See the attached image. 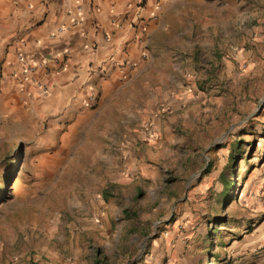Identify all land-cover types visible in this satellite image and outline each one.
<instances>
[{
    "label": "rangeland",
    "instance_id": "rangeland-1",
    "mask_svg": "<svg viewBox=\"0 0 264 264\" xmlns=\"http://www.w3.org/2000/svg\"><path fill=\"white\" fill-rule=\"evenodd\" d=\"M203 6L160 45L174 96L144 78L59 117L0 59V264H264V0Z\"/></svg>",
    "mask_w": 264,
    "mask_h": 264
},
{
    "label": "crops",
    "instance_id": "crops-1",
    "mask_svg": "<svg viewBox=\"0 0 264 264\" xmlns=\"http://www.w3.org/2000/svg\"><path fill=\"white\" fill-rule=\"evenodd\" d=\"M205 1L0 0L3 94L19 89L32 108L67 118L91 112L94 92L99 110L144 78H156L164 96H174L181 71L177 54L169 57L160 45L172 37V18L203 12ZM19 53L39 65L24 82L16 78ZM58 54L66 57L59 71L53 63ZM154 61L169 65L158 71ZM147 92L159 100L156 90Z\"/></svg>",
    "mask_w": 264,
    "mask_h": 264
},
{
    "label": "built area",
    "instance_id": "built-area-1",
    "mask_svg": "<svg viewBox=\"0 0 264 264\" xmlns=\"http://www.w3.org/2000/svg\"><path fill=\"white\" fill-rule=\"evenodd\" d=\"M18 59L20 64V67L17 72L18 79H20L21 82L31 79L33 77V73L37 70L39 65L37 64L36 61L28 58V56L24 53H19ZM53 63L55 66V70L57 71L65 67L66 65L65 54H58L53 59ZM43 64L47 65V62L44 61Z\"/></svg>",
    "mask_w": 264,
    "mask_h": 264
},
{
    "label": "bare ground",
    "instance_id": "bare-ground-1",
    "mask_svg": "<svg viewBox=\"0 0 264 264\" xmlns=\"http://www.w3.org/2000/svg\"><path fill=\"white\" fill-rule=\"evenodd\" d=\"M17 184H18V182H15V183H14V188H16V187H17Z\"/></svg>",
    "mask_w": 264,
    "mask_h": 264
}]
</instances>
